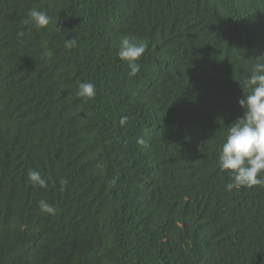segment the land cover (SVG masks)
I'll return each mask as SVG.
<instances>
[{
  "label": "trees",
  "instance_id": "trees-1",
  "mask_svg": "<svg viewBox=\"0 0 264 264\" xmlns=\"http://www.w3.org/2000/svg\"><path fill=\"white\" fill-rule=\"evenodd\" d=\"M258 62L264 0H0V264H264V186L218 163Z\"/></svg>",
  "mask_w": 264,
  "mask_h": 264
},
{
  "label": "clouds",
  "instance_id": "clouds-1",
  "mask_svg": "<svg viewBox=\"0 0 264 264\" xmlns=\"http://www.w3.org/2000/svg\"><path fill=\"white\" fill-rule=\"evenodd\" d=\"M34 23L43 28L49 24V17L42 10L32 9L28 13V19L24 23ZM23 32H18L17 37H23ZM77 46L75 39H67L65 47L68 49ZM146 51V44L134 42L129 37H124L120 42L118 57L126 61L130 69L129 75L135 76L140 71L137 61ZM244 87L250 89V93L243 95L238 105L243 109V115L231 122L227 136L220 146L219 167L221 170H229L233 182L226 185L228 190L238 187L264 186V62L255 63L250 75L243 82ZM77 95L92 99L96 95L95 86L91 82H80ZM127 117H122L123 124ZM138 143L147 147L144 140ZM28 180L39 187H46L47 181L38 171H30ZM114 183V181H113ZM60 184L66 185L67 180L61 179ZM42 211L53 213L54 208L46 201H40Z\"/></svg>",
  "mask_w": 264,
  "mask_h": 264
}]
</instances>
